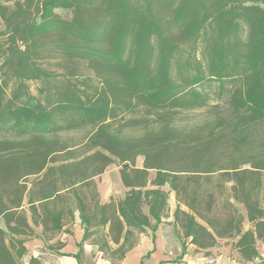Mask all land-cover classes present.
<instances>
[{"label": "trees", "instance_id": "trees-1", "mask_svg": "<svg viewBox=\"0 0 264 264\" xmlns=\"http://www.w3.org/2000/svg\"><path fill=\"white\" fill-rule=\"evenodd\" d=\"M0 22V264L26 253L25 205L45 231L77 211L83 241L109 225L118 243L125 227L154 230L171 193L191 244L231 238L258 258L264 0H0ZM49 59L65 65L53 91ZM78 64L98 88L72 80ZM85 128L80 145L60 138ZM115 162L127 192L101 205L93 179Z\"/></svg>", "mask_w": 264, "mask_h": 264}, {"label": "crops", "instance_id": "crops-1", "mask_svg": "<svg viewBox=\"0 0 264 264\" xmlns=\"http://www.w3.org/2000/svg\"><path fill=\"white\" fill-rule=\"evenodd\" d=\"M95 178L100 204L112 202L117 207L127 192L120 176L118 181L124 189L120 198L115 196V191L108 194L100 188ZM167 204L168 210L154 230L125 227L118 243L113 242L114 233L109 232V225H93L88 229L92 235L83 241L84 227L77 211L73 217L65 215L59 231H45L40 224L32 225L30 213L26 214L33 232L24 243L26 253L17 263L29 264L34 260L32 264H264V243L260 241L255 244L258 258L251 261L241 259L234 249L236 240L231 238L216 239L215 245L207 249L197 248L190 243V238L184 237L181 218L175 222L177 204L173 193ZM181 210L187 212L184 207ZM143 212L147 215L146 207ZM151 224L155 222L151 220ZM248 228L245 222L243 229Z\"/></svg>", "mask_w": 264, "mask_h": 264}, {"label": "rangeland", "instance_id": "rangeland-1", "mask_svg": "<svg viewBox=\"0 0 264 264\" xmlns=\"http://www.w3.org/2000/svg\"><path fill=\"white\" fill-rule=\"evenodd\" d=\"M61 17H67L68 15L63 12V11H58L57 12ZM3 30L2 24L0 22V31ZM59 60L57 59H49L47 61H44L42 63V66L47 69L53 76L52 79H50L49 82V87L50 90L53 91L54 86H56V84H59L62 82V77L65 74V65H58ZM68 77V76H67ZM72 80L73 81H77V82H82L84 83V85H86L89 89H95L99 87V83L97 78L94 75V72L92 70H90L89 68H87L84 64H78V69H77V74L73 77L72 76ZM0 81H1V77H0ZM43 84L41 83H30L29 85V90L31 95L33 96H39L38 94V90L42 87ZM13 91V87L12 85L9 86L6 89L7 92V97H9L11 95V92ZM132 118L131 115H126V120ZM92 130L90 128H85L79 131H75V132H69V133H63L60 135L61 140H66L70 145H80L84 142L85 137L91 132ZM82 147H74V151H79L81 150ZM136 167L140 168L142 167V158H137L136 160ZM120 165L115 162L113 164H111L109 167H107V169L105 170V172L99 176L95 178V182L98 184V186L100 188H102L103 190H105L108 194L113 193V191H115V196L117 198H120L123 193H124V189L120 187L119 181H118V175H119V170H120ZM33 177L28 178L26 181L28 184L31 183V181L33 180ZM24 211L27 215H29V211L27 206H24ZM1 226V223H0Z\"/></svg>", "mask_w": 264, "mask_h": 264}]
</instances>
